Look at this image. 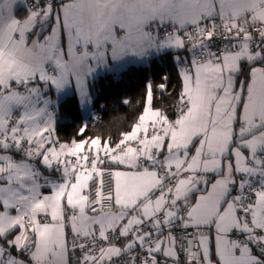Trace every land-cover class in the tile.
<instances>
[{
    "label": "snow or ice",
    "instance_id": "1",
    "mask_svg": "<svg viewBox=\"0 0 264 264\" xmlns=\"http://www.w3.org/2000/svg\"><path fill=\"white\" fill-rule=\"evenodd\" d=\"M153 52L174 120L149 83L118 141L55 138L32 82L94 117L89 77ZM0 241V264H264V0H0Z\"/></svg>",
    "mask_w": 264,
    "mask_h": 264
},
{
    "label": "trees",
    "instance_id": "2",
    "mask_svg": "<svg viewBox=\"0 0 264 264\" xmlns=\"http://www.w3.org/2000/svg\"><path fill=\"white\" fill-rule=\"evenodd\" d=\"M174 53H161L146 64H129L118 73H105L90 83L92 110L94 117L84 119L77 97L68 95L56 107L59 120L55 124V134L60 141L87 139L100 136L118 141L121 134L131 130L143 112L147 85L153 92L152 106L164 110L170 119H175L181 91L179 69L174 63ZM167 76V80L163 77ZM166 84L161 92L159 85ZM128 100L129 103H123ZM86 124L83 137L78 129Z\"/></svg>",
    "mask_w": 264,
    "mask_h": 264
},
{
    "label": "crops",
    "instance_id": "3",
    "mask_svg": "<svg viewBox=\"0 0 264 264\" xmlns=\"http://www.w3.org/2000/svg\"><path fill=\"white\" fill-rule=\"evenodd\" d=\"M65 2H67V0H65ZM15 15L17 18L19 19H23L24 16H25V13H24V10L22 8H19L17 7L16 10H15ZM48 31H50V28L48 29ZM48 34V32H45L43 33V35H46ZM35 33H29V38H28V44H31V40L32 39H35ZM41 39L43 38V36L40 37ZM62 45L65 47L66 49V41H64V38L62 37ZM161 53H150L148 56L144 57V58H132V57H126L124 59V61L122 62H112L109 58V68L113 69L112 71H108L107 69L105 68H98L97 71L93 74L92 77H89V83L93 82V81H96L97 78L100 76V75H104L105 73H118L120 72L121 70H123L127 65L129 64H146L148 63L149 61H151L152 59L156 58V57H159ZM121 65H123L121 67ZM33 83V86H37L39 87L41 90H42V94L50 99H52L53 101H56V103H54L53 105L50 106V109L54 111V130H55V124L56 122L59 120L60 117H58V115L56 114V107L58 105V102L64 98L65 96H68V95H74L77 97V100H78V96L75 94V90H74V87L71 88V89H68L66 90V92L68 93L67 95L65 94V92H60L58 93L54 87H51V86H48L46 89H45V86L42 82H39L38 78L36 81L32 82ZM13 86L15 87V84L13 83ZM181 87H182V83H181ZM22 90V89H21ZM90 96L92 97V93L90 92ZM78 104H79V100H78ZM92 104V102H91ZM89 105L88 108L92 109V105ZM154 109H158V108H155L154 106H152ZM79 108H80V111L82 112L83 115L85 116H88L89 113L88 112H85L84 108L80 106L79 104ZM16 116L19 115V111L16 110L15 113H14ZM142 114V113H141ZM138 121V120H137ZM136 121V122H137ZM131 131V130H130ZM55 138L56 137V134H55ZM60 141V140H59ZM60 142H67V141H60ZM71 142V141H70ZM13 155L16 157V159H20V154L18 153H13ZM41 171H43L46 175H49L50 178H55V176L52 174V173H49L46 169H44L42 166H41ZM42 192H44L45 194H49L50 193V189H42ZM13 214H14V211H13ZM0 243H3V241H0ZM12 254L14 256H19V258L21 259H24L27 264H31V261L29 259V257L27 255H20L16 252L15 248H13L12 250ZM253 253L254 254H257L259 255V253L257 251H255L253 249ZM212 256H213V259L215 260V248H214V244L212 246Z\"/></svg>",
    "mask_w": 264,
    "mask_h": 264
},
{
    "label": "built area",
    "instance_id": "4",
    "mask_svg": "<svg viewBox=\"0 0 264 264\" xmlns=\"http://www.w3.org/2000/svg\"><path fill=\"white\" fill-rule=\"evenodd\" d=\"M28 2L30 3L31 2V0H28ZM43 3H44V0H41V6H43ZM215 50V49H214ZM74 159V158H73ZM253 249L255 250V251H257L256 250V248L253 246ZM258 252V251H257ZM181 258L183 259V256H181Z\"/></svg>",
    "mask_w": 264,
    "mask_h": 264
},
{
    "label": "rangeland",
    "instance_id": "5",
    "mask_svg": "<svg viewBox=\"0 0 264 264\" xmlns=\"http://www.w3.org/2000/svg\"><path fill=\"white\" fill-rule=\"evenodd\" d=\"M91 112L94 113L92 109H91ZM83 117L85 120H87L90 117V115H88V116L83 115Z\"/></svg>",
    "mask_w": 264,
    "mask_h": 264
}]
</instances>
